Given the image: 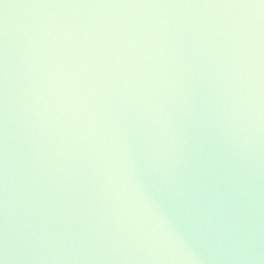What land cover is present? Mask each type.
<instances>
[{"label":"water","instance_id":"water-1","mask_svg":"<svg viewBox=\"0 0 264 264\" xmlns=\"http://www.w3.org/2000/svg\"><path fill=\"white\" fill-rule=\"evenodd\" d=\"M0 264H264V0H0Z\"/></svg>","mask_w":264,"mask_h":264}]
</instances>
